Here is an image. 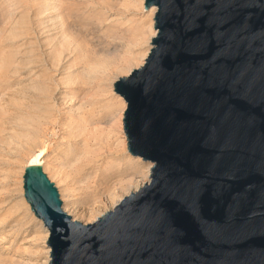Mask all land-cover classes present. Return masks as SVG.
Listing matches in <instances>:
<instances>
[{"label": "water", "instance_id": "water-1", "mask_svg": "<svg viewBox=\"0 0 264 264\" xmlns=\"http://www.w3.org/2000/svg\"><path fill=\"white\" fill-rule=\"evenodd\" d=\"M152 7V49L114 87L128 104V151L152 164L151 181L85 225L41 167L27 168L49 264H148L160 237L176 253L166 264H264V0Z\"/></svg>", "mask_w": 264, "mask_h": 264}, {"label": "rangeland", "instance_id": "rangeland-1", "mask_svg": "<svg viewBox=\"0 0 264 264\" xmlns=\"http://www.w3.org/2000/svg\"><path fill=\"white\" fill-rule=\"evenodd\" d=\"M16 1V2H15ZM0 0V37L2 38V40L0 39V44H2L0 47V53L2 52V51H4V49H5V52H2V55H3V53H4V55H6V57H5V62H7L8 64L7 65H9L10 64V66H8L9 67V69H7L8 70V72H7V74H6V76H4L5 78H7V80H9V81H7V83H3L2 84V82H1V84H0V87L2 88H0V145L2 146V148H0V218H2V220L0 219V223H2V225L0 224V244L1 243H3V244H1L0 245V251H2L3 250V247L5 246H7L6 248H8V250L3 254V257H6L7 256V258H9V257H11L12 259L14 258V260L13 261H18L17 262V264H42L45 260H46V257L48 256L46 253H47V241L46 242H44V240L42 239L43 237H44V232H42V231H38L37 229H36V225H37V222L33 219L34 218V216L33 215H31V212L29 211V213H27V210L24 208V207H22V208H20L19 206V204H21V198H22V196H21V194H22V188H23V176H24V171H25V167H26V165H27V163H28V160H26V159H29L28 157H30L33 153H31V155L30 154H28V152L30 153V152H38L41 148H42V144L44 143L45 145H46V148H47V152H46V157H44V159H43V167H42V169H43V171H44V173L46 174V176L48 177V179H49V181L52 183V184H54V186H55V188L57 189V191H58V193H59V196H60V199H61V202H62V194H61V192H65V194H66V196L68 197V199H76V201H75V203H79V206L81 207V209H82V211H84L83 212V216L82 217H77V215H75L74 216V214L71 216L72 217V219L74 220V219H76V218H78L77 220H79L80 219V223H82V224H85V223H87L88 221H89V215H88V209L90 208V206L92 205V201H91V199H94L95 197L93 196L92 198H91V196L90 195H88L87 193H85L84 191H80V190H78V189H81V187L82 186H80V188L78 187V185H76V186H71V187H68L67 188V183H64L63 181H62V171H63V168H62V166L64 165V163H65V159L67 158V152L65 153L64 151H67V148H68V145H69V136H68V132L67 131H69V126L71 125L70 124V118H75L78 114H79V112H77V110L80 108L79 106H80V104L83 102L85 105V107H86V109H85V107L83 108L84 109V112H85V114L84 115H81L82 117H80L79 119H80V124L82 123L85 127H88L90 130H91V128L92 127H98L97 129H96V137L97 138H99V140H103L104 139V137H106L107 136V134L109 133L110 134V137L113 139V141H117L116 143H119V142H121V140H122V138L123 137H125V134H124V132L123 131H121V129H120V127H119V119L120 118H118V115L117 114H119V111L120 110H118V109H121V108H123V107H125V110H124V115L122 116V123H123V128H124V118H125V113H126V110H127V107H128V104L127 103H125L126 101L124 100V98L123 97H121L119 94H117L116 93V91H115V83H114V85L113 86H109L108 85V87H107V85L104 87H102V88H98V87H96V86H98V84L97 83H95V84H97L96 86H95V84H93V85H90V87L89 86H87V89L86 88H84V87H86V86H84V85H82L81 87L79 86L80 84H78L77 85V87H76V85L74 86V87H76V88H74L73 86H72V88L71 89H67V88H65L66 86H67V84H62V82L64 81L65 82V80L67 81V80H69V79H71V78H73L74 77V75L72 74L71 75V73H72V71H70V70H68L67 72L64 70V69H61V70H56V69H49V71H51L50 73H51V79L53 80H49V82H47V94L45 93V94H41V93H37V95H36V93H34L35 91H31V92H29L28 90H26V88L28 87V86H30V84L32 83V79H34V78H32V75H30L29 74V72L26 70V68H23L22 67V64H23V62L22 61H25V62H27V61H30L31 59H34L35 60V58L37 57V55H38V52H39V54L42 52H44L47 48L46 47H44V45L42 44L43 43V39L45 38V35H46V37H48V35L49 36H52V34H55L56 32H58L57 30L54 32V28L53 27H50V26H52L53 25V22L52 21H48V19H49V17L51 16L50 14H47V15H40V16H36L39 12H40V10L42 9V7L43 6H41V5H45V1L46 0H31V1H29V0H19L18 2H17V0ZM33 1V2H32ZM35 1V2H34ZM81 1V2H80ZM79 2H80V4L81 5H79L76 9H79L80 7V10H81V12H80V14H79V17L81 18H79V23H80V25L82 24L81 22H83V21H85L86 20V18H88L81 26H84V28L83 29H87V31H86V36H84V35H81V36H79L80 34H73L74 36V38L76 37V38H78V40L81 38L82 40H83V42H82V40H81V42H82V48L86 51V50H88V51H84L85 52V55H86V59H85V61H86V64L87 63H89L90 62V64H98V63H100V62H102V61H104V60H106V58L107 59H109L110 57L107 55V54H105L104 53V50L105 51H107L108 49H110V47L111 48H113V47H115V46H118V45H120V47L118 48L119 50H121L122 49V47L124 46V45H126L127 43H132V44H137L138 46H135L133 49H132V51H134V54L135 55H137V53L139 54L138 56H140L141 54H143V52L145 53L148 49H149V46H151V44H152V42H150L149 44H145V42H140V36H142V38H144V40L143 41H145V39L146 38H148V36H149V31H148V29H146L145 31H144V28H145V26H146V28L147 27H149V24L151 25V21H153V18H150L149 17V13H147V11H145L144 10V12H142V11H139L137 8H138V6H137V3H136V1L137 0H114V3L115 4H113L112 2H113V0H107V1H109V3H110V7L112 8L111 10H107L108 12H106V10H105V12H106V14L108 13V15L106 16V14H105V16H106V19H107V22H109V23H107L106 21H104V17L105 16H103V17H99V15L97 14V13H99V11H97V10H101V9H99V7L101 6V5H99V2L101 3L102 1L101 0H80ZM86 1H88V2H86ZM91 1V2H90ZM93 1V2H92ZM99 1V2H98ZM112 1V2H111ZM120 1V2H119ZM126 1H127V3H126ZM22 2H27L28 4H29V2L30 3H33L32 5H33V7H31L32 5L31 4H21L20 6H18V5H16L17 3L18 4H20V3H22ZM39 2V3H38ZM42 2V3H41ZM52 2H55V0L54 1H52ZM91 3V5H87L88 3ZM95 2V3H94ZM123 2V3H122ZM15 3V4H14ZM44 3V4H43ZM85 3H87V4H85ZM122 3V4H121ZM37 4H39V5H36ZM41 4V5H40ZM95 4H98V5H95ZM125 5L129 10H128V12L126 13V11L125 10H123L122 8H123V6L122 7H120V5ZM26 7H25V6ZM29 7H28V6ZM93 5H95V6H93ZM117 5V6H116ZM118 5H119V7H120V9L119 8H117L118 7ZM14 6L16 7V6H18V7H16V9L14 8ZM21 6H24V9L21 7ZM36 6V7H35ZM54 6H57V5H55L54 4ZM94 8H93V7ZM96 6H97V8L98 9H96ZM144 6V5H143ZM65 7V8H64ZM84 7V8H83ZM92 9H91V8ZM18 8V9H17ZM22 8V9H21ZM29 10H27V9ZM31 8V9H30ZM37 8H38V10H37ZM67 8V10L70 8L69 6H68V3H66V5L64 4L63 6H62V9L64 10V12H63V14H66V11L67 10H65ZM27 10V13L26 12H24V11H26ZM85 9V10H84ZM87 9V10H86ZM88 9H90V10H88ZM96 9V12L94 11ZM79 10V11H80ZM102 10H104V9H102ZM148 10V9H147ZM31 11V12H30ZM69 11V10H68ZM91 11V12H90ZM95 12V14H93L94 12ZM115 11V12H114ZM118 11V12H117ZM129 11H131V12H129ZM137 11H139V12H137ZM20 12H24V14H22V16H25V15H27L28 13V16L29 17H31L30 19H31V21H37V22H31L32 24H31V26H30V31L32 32L33 31V34L34 35H37V34H39V35H37L36 37H39L40 39H38V38H36L37 39V41L34 39V38H31V37H33V35L30 33L27 37H23V38H16L17 39V41L15 40V39H13V41L12 42H10L11 40H9V38H3L4 36H6V37H8V36H10L11 35V33H13L14 31L16 32L17 30L19 31V25L17 24V22L20 20V18L22 17L21 15H20V18H18L17 19V17L19 16V14H20ZM84 12V13H83ZM88 12H90V14H88ZM111 12V13H110ZM113 12V13H112ZM137 12V13H136ZM146 12V13H145ZM7 13H9V14H7ZM12 13V14H11ZM32 13V14H31ZM48 13H50V12H48ZM70 12H68L67 14H69ZM92 13V14H91ZM122 13H123V16H122ZM125 13V14H124ZM132 13V14H131ZM136 13V14H135ZM35 14V15H34ZM66 14V15H67ZM83 15V17H81L82 15ZM118 14H119V16H118ZM8 15H10V16H12V17H10V16H8ZM36 16V17H33V16ZM98 16V18H97V16L96 17H93V16ZM27 16V17H28ZM43 16H45V17H48V18H45V20H44V22H46V23H44V24H42L41 25V23H38V22H41L40 20L43 18ZM90 16V17H89ZM126 16V17H125ZM131 16V17H130ZM40 19H39V18ZM42 17V18H41ZM84 17H86V18H84ZM93 17V18H92ZM109 17V18H108ZM113 17H115V18H113ZM120 17V18H119ZM124 18V20H123V18ZM134 17H135V19H134ZM33 18V19H32ZM38 18V19H37ZM91 18V19H90ZM97 18V19H96ZM103 18V19H102ZM112 18V19H111ZM119 18V19H118ZM127 18V19H126ZM129 18V19H128ZM18 20L16 23H15V21L16 20ZM36 19V20H35ZM98 19H101V20H98ZM115 19V21H113ZM47 20V21H46ZM83 20V21H82ZM94 20V21H93ZM112 22H111V21ZM127 20V21H126ZM129 20V21H128ZM98 21H100V22H98ZM11 22V23H10ZM90 22V23H89ZM98 22V23H97ZM111 22V23H110ZM114 22V23H113ZM118 22V23H117ZM122 23V25H121V23ZM125 22H126V24H125ZM128 22V23H127ZM36 25H35V24ZM48 23H50V24H48ZM86 23H89V24H86ZM92 23V24H91ZM113 23V24H112ZM13 27V25H14V27L13 28H10L11 26ZM38 24H40V25H38ZM47 25V26H46ZM93 25V26H92ZM105 25V26H104ZM123 26L122 28H121V26ZM153 25H154V23H153ZM17 26V27H16ZM34 26V27H33ZM35 26H37V27H35ZM42 26H46L47 28H49V29H47L46 27H44V30L45 31H47V32H42V31H44L43 30V27ZM107 26V27H106ZM120 26V27H119ZM144 26V27H143ZM16 27V28H15ZM40 27V28H39ZM42 27V28H41ZM88 27V28H87ZM91 27V28H90ZM99 27V28H98ZM104 27V28H103ZM106 27V28H105ZM137 28V29H135V28ZM140 27V28H139ZM15 28V29H14ZM18 28V29H17ZM37 28H39L40 30H38ZM102 28V29H101ZM107 28H109L108 30H107ZM9 29H12V31L11 30H9ZM14 29V30H13ZM36 29V30H35ZM47 29V30H46ZM99 29V30H98ZM51 30V31H50ZM104 30V31H103ZM107 30V32H105ZM110 30H112V31H110ZM119 30V31H118ZM3 31V32H2ZM8 31V32H7ZM100 31V32H99ZM108 31H110V32H108ZM115 31V32H114ZM130 31V32H129ZM136 31V32H135ZM14 32V33H15ZM39 32H41V33H39ZM51 32H54V33H51ZM96 32V33H95ZM131 32H132V35H131ZM134 32V33H133ZM148 33V35L146 34V33ZM6 33H9L10 35H8V34H6ZM16 33H18V32H16ZM44 33H46V34H44ZM50 33H51V35H50ZM104 33V34H103ZM113 33V34H112ZM120 33V34H119ZM146 35H145V34ZM2 34V35H1ZM41 34V35H40ZM43 34V35H42ZM99 34H102V36L101 35H99ZM116 34V35H115ZM134 34H138V39H136L137 37H136V35H134ZM8 35V36H7ZM78 35V36H77ZM97 35V36H96ZM117 35H119V36H117ZM93 36V37H92ZM94 36H96V37H94ZM116 36V37H115ZM123 36V37H122ZM131 36H132V38H131ZM145 36V37H144ZM28 37H30L31 38V40H29L30 38H28ZM87 37V38H86ZM91 37V38H90ZM119 37V38H118ZM130 37V38H129ZM136 37V38H135ZM28 38V39H27ZM43 38V39H42ZM85 38V39H84ZM110 38V39H109ZM126 38V39H125ZM5 39H7V40H5ZM19 39V40H18ZM21 39V40H20ZM87 39V40H86ZM93 39V40H92ZM131 39V40H130ZM9 40V41H8ZM14 40L16 41V42H14ZM34 40H35V42H34ZM42 40V41H41ZM79 40V41H80ZM121 40V41H120ZM138 41V43H137V41ZM1 41H2V43H1ZM8 41V43H4V42H7ZM20 41V42H19ZM22 41V42H21ZM23 41H25V42H23ZM28 41V42H27ZM95 41V42H94ZM101 41V42H100ZM109 41H110V44H109ZM31 42H33V43H31ZM85 42V43H84ZM116 42V43H115ZM120 42H121V44H120ZM3 43L5 44V46L3 45ZM13 45V47H12V45ZM21 43V44H20ZM27 43V44H26ZM35 43V44H34ZM88 43V44H87ZM90 43V44H89ZM27 45V48H31L32 46H33V44L35 45V47L36 46H38V48L36 49L35 47H32V49L33 50H35L36 49V51H33V50H29V49H27V48H25V47H23V45ZM32 44V45H31ZM39 44V45H38ZM41 44H42V46H41ZM86 44V45H85ZM92 44V45H91ZM96 44V45H95ZM115 44H118V45H115ZM9 45H10V47H9ZM18 45V46H17ZM24 45V46H25ZM88 45H89V47H88ZM92 47H91V46ZM110 45V46H109ZM8 47L9 49L11 48V50H9V51H7V49L8 48H4L3 49V47ZM31 46V47H30ZM122 46V47H121ZM85 47H87V48H85ZM13 48H15L14 50H13ZM18 48V49H17ZM24 48H25V50H24ZM44 50H43V49ZM92 48V49H91ZM105 48V49H104ZM40 49V50H39ZM152 49V48H151ZM13 50V51H12ZM21 51V52H19V51ZM37 50H38V52H37ZM17 53H16V52ZM24 51H25V53H27V56L28 57H26L25 55H24V57L26 58H24V57H22L23 56V54H25L24 53ZM28 51V52H27ZM30 51L32 52L31 53V55L33 54V52H34V54L30 57V55H29V53H30ZM109 51V50H108ZM122 51V50H121ZM9 52V53H8ZM12 52V53H11ZM6 53V54H5ZM13 53H15V54H18L19 55V57L21 56L22 57V60H21V57L20 58H18V55H16L15 56V54H14V56H13ZM8 54V55H7ZM22 54V55H21ZM36 54V56H34ZM101 55H102V57H101ZM8 56V57H7ZM0 57H1V55H0ZM11 57H14V58H11ZM15 57H17V58H15ZM35 57V58H34ZM97 57V58H96ZM27 58H30V59H27ZM2 59V58H1ZM18 59V60H17ZM20 59V60H19ZM25 59V60H24ZM37 59V58H36ZM88 59V60H87ZM33 60V61H34ZM10 61V62H9ZM15 63V64H14ZM17 63H20V64H17ZM13 64V65H12ZM13 66H17L18 67V69H17V67H13ZM85 66V65H84ZM13 67V68H12ZM37 67V66H36ZM17 69V72L19 73V71H20V73L18 74V73H15V74H17V76H19V79H18V77L17 76H14L15 74H14V72H12V70L14 69V70H16ZM37 69V68H36ZM40 69L41 68H38L37 69V72L38 71H40ZM133 69L135 70V69H138V68H136L135 66L133 67ZM56 72V74H55V72ZM62 73H61V72ZM63 71H64V74H63ZM36 72V73H37ZM65 72H66V74H65ZM70 74H69V73ZM54 73V74H53ZM10 74L12 75V76H14V77H11L10 76ZM24 74H25V77H24ZM54 75V76H53ZM68 75V76H67ZM71 75V76H70ZM8 76V77H7ZM27 76V77H26ZM52 76H53V78H52ZM63 76V77H62ZM73 76V77H72ZM113 77L112 78H115V75H112ZM10 77V78H9ZM71 77V78H70ZM123 77H126V75L125 74H122V75H119V79L120 78H123ZM9 78V79H8ZM22 78V79H21ZM25 78H26V81H25ZM59 78H61V80L59 79ZM69 78V79H68ZM12 79V80H11ZM13 79H14V81H13ZM59 79V80H58ZM65 79V80H64ZM19 80V81H18ZM17 81V82H16ZM8 82H9V84H8ZM23 82H24V84H23ZM55 82V83H54ZM13 83V84H12ZM22 83V84H21ZM28 83V86L27 85H25V84H27ZM50 83V84H49ZM54 83V84H53ZM56 84V85H55ZM3 85V86H2ZM5 85H6V87H5ZM51 85V86H50ZM54 85H55V87H58V88H54ZM62 85V86H61ZM71 86V85H70ZM12 87V88H11ZM26 87V88H25ZM69 87V86H68ZM91 87H93V90H94V92H93V90L91 89ZM95 87V88H94ZM109 87H111V88H109ZM9 88V89H8ZM16 90H15V89ZM20 88H22V89H20ZM48 88H49V91H48ZM50 88H52L53 90L51 91V89ZM84 88V89H83ZM89 88V89H88ZM98 88V89H97ZM104 88V89H103ZM15 91H13V90ZM19 89V90H18ZM54 89H56V91L54 90ZM61 89V90H60ZM76 89V90H75ZM80 89V90H79ZM107 89H108V91H107ZM111 89V90H110ZM4 90H5V92H4ZM27 91V93H26V91ZM72 90H74V92L72 91ZM87 90H89V91H87ZM92 90V91H91ZM18 91V92H17ZM68 91V92H67ZM84 91V92H83ZM97 91V92H96ZM104 93H103V92ZM25 92V93H24ZM28 92L30 93V94H28ZM33 92V93H32ZM53 92H56V93H53ZM81 92V93H80ZM109 94H108V93ZM3 93H5V94H3ZM15 93H18V95L20 94V93H22V94H20L19 96H17V94H15ZM50 93V94H49ZM61 95H60V94ZM72 93H74V96L72 95ZM78 93H80V94H78ZM99 93V94H98ZM110 93H112V94H110ZM3 94V95H2ZM28 94V96H26ZM32 94V95H31ZM49 94V95H48ZM53 94V95H52ZM58 95V96H56V95ZM82 94H84V96L82 95ZM88 94V95H87ZM94 94V95H93ZM13 95H15V96H13ZM24 95V96H23ZM42 95V96H41ZM44 95V96H43ZM64 95V96H63ZM79 95H81V96H79ZM90 95H92L91 97H90ZM17 96V97H16ZM34 97V99L35 100H33V97ZM40 97V98H38V97ZM52 96V97H51ZM54 96V97H53ZM61 96V97H60ZM68 98H67V97ZM87 96V97H86ZM98 96V97H97ZM21 97H23V98H21ZM32 97V98H31ZM36 97V98H35ZM43 97V98H42ZM49 97V98H48ZM71 97V98H70ZM78 97V98H77ZM90 97V98H89ZM16 98V99H15ZM21 98V99H20ZM28 98V99H27ZM76 98V99H75ZM99 98V99H98ZM101 98V99H100ZM17 99H19V101L17 100ZM27 100V102H25V101H23V100ZM36 99H38V100H36ZM46 99V100H45ZM47 99H49V101L47 100ZM60 99V100H59ZM63 99H64V101H63ZM73 99V100H72ZM91 99V100H90ZM96 99V100H95ZM13 100V101H12ZM22 100V101H21ZM44 100V101H43ZM51 100V101H50ZM69 100V101H68ZM86 101V102H85ZM92 101H93V103H92ZM96 101V103L98 104H96V103H94ZM23 102V103H22ZM30 102V103H29ZM44 104H43V103ZM14 103H17V104H14ZM25 103V104H24ZM33 103H34V105H33ZM40 103V105H44V106H47V110L50 112V113H48V115H50V116H44L43 114H41L37 109H36V112L34 111L35 110V108H33V107H36L38 104ZM47 103H49V104H47ZM53 103V104H52ZM101 103V104H100ZM37 104V105H36ZM46 104V105H45ZM55 104V105H54ZM69 104V105H68ZM76 104V105H75ZM96 104V105H95ZM15 105V106H14ZM36 105V106H35ZM64 105V106H63ZM74 107H73V106ZM90 105V106H89ZM99 105H101L100 107H101V109H99ZM19 106V107H18ZM29 106H31V107H29ZM56 106H58V107H56ZM88 106V107H87ZM93 106V107H92ZM5 107V108H4ZM67 107V108H66ZM78 107V108H77ZM89 107H90V109L92 108V110H90L89 109ZM4 108V110H2ZM7 108V109H6ZM53 108V109H52ZM60 110H59V109ZM63 108V109H62ZM95 108V109H94ZM19 109V110H18ZM25 111H24V110ZM34 109V110H33ZM72 111H71V110ZM76 109V110H75ZM89 109V111L91 112H89L88 114L86 113V111ZM93 109H94V111H93ZM98 109V110H97ZM16 110L17 111H21L19 114H17L16 113ZM96 110V111H95ZM15 111V112H14ZM51 111H53V113L51 112ZM92 111H93V113H92ZM99 111V112H98ZM32 112H34L33 114H32ZM59 112V113H58ZM72 112V113H71ZM75 112V113H74ZM121 112V111H120ZM5 113V114H4ZM9 115V117H8V115ZM17 115H16V114ZM30 113V114H29ZM68 113H70V114H68ZM110 114V116H109V114ZM38 114V115H37ZM41 114V115H40ZM52 114L54 115V116H52ZM56 114V115H55ZM87 114V115H86ZM5 115H7V117H5ZM25 115H26V117H25ZM39 115L40 116H42V119L38 122V124L37 125H33V126H31L30 125V123L28 122V116H30V117H33V118H37V117H39ZM70 115V116H69ZM89 115V116H88ZM90 115H92V116H90ZM4 116V117H3ZM13 116V117H12ZM15 116V117H14ZM20 116V117H19ZM22 116V117H21ZM24 116V117H23ZM88 116V117H87ZM96 116V117H95ZM55 119H54V118ZM67 117V118H66ZM93 120H95L94 119V117L96 118V120L95 121H92V119ZM112 117V118H111ZM2 118V119H1ZM15 118V119H14ZM19 120V118L21 119V122H20V120L18 121L17 119ZM25 118V119H24ZM44 118V119H43ZM46 118H47V120H46ZM63 118V119H62ZM69 118V119H68ZM85 118V119H84ZM4 119V120H3ZM13 119V120H12ZM85 120V121H87V122H83V120ZM99 121H98V120ZM3 120V121H2ZM43 120V121H42ZM50 120H51V122H50ZM55 120V121H54ZM63 120V121H62ZM89 120V121H88ZM18 121V122H17ZM90 121H91V123H90ZM115 121V122H114ZM117 121V122H116ZM4 122V123H3ZM13 122V123H12ZM17 122V123H16ZM25 122H27V123H25ZM89 122V123H88ZM95 123V124H92V123ZM100 122H101V124H100ZM20 123V124H19ZM24 123V124H23ZM89 125H88V124ZM3 124V125H2ZM14 124H16V125H14ZM25 124H27L26 126H28V127H24L25 126ZM70 124V125H69ZM91 124V125H90ZM111 124V125H110ZM2 125V126H1ZM22 125H24V126H22ZM64 125V126H63ZM68 125V126H67ZM47 126H48V128H49V130H47ZM63 126V127H62ZM67 126V127H66ZM5 127V128H4ZM16 127V128H15ZM19 129H18V128ZM21 127V128H20ZM34 127V128H33ZM14 128V129H13ZM55 128V129H54ZM64 128V129H63ZM66 128V129H65ZM2 129H4V130H2ZM26 129H29V130H26ZM37 131H36V130ZM39 129H41V130H39ZM101 129V130H100ZM109 129V130H108ZM2 130V131H1ZM18 130H20V131H18ZM23 130H26V132L25 131H23ZM61 132H59V131ZM112 130V131H111ZM11 131H13V132H11ZM25 132V133H21V132ZM28 131V132H27ZM53 131V132H52ZM98 131H99V133H98ZM17 132V133H16ZM20 132V133H19ZM56 134H58V135H56ZM29 134V135H28ZM34 134V135H33ZM43 134V135H42ZM51 134V135H50ZM53 134V135H52ZM121 136H120V135ZM2 135H3V137H2ZM22 137H21V136ZM30 135H31V137H30ZM38 136L39 137V141L38 142H36V143H32V140H31V138L33 137V136ZM42 135V136H41ZM62 135V136H61ZM115 135V136H114ZM9 136V137H8ZM14 136V137H13ZM27 136V137H26ZM44 136H46V137H44ZM65 136V137H64ZM8 137V138H7ZM16 137V138H15ZM49 137V138H48ZM56 137H58V138H56ZM55 138V139H54ZM62 138V139H61ZM66 138V139H65ZM2 139H4V140H2ZM12 139V140H11ZM28 139V140H27ZM44 139V140H43ZM52 139V140H51ZM116 139V140H115ZM2 140V141H1ZM6 140V141H5ZM11 140V141H10ZM46 140V141H45ZM49 140V141H48ZM56 140V141H55ZM61 140V141H60ZM63 140V141H62ZM118 140H119V142H118ZM14 141V142H13ZM29 141V142H28ZM44 141V142H43ZM49 142V143H46V142ZM66 141H68V143L66 142ZM125 141H126V139H125ZM8 142V143H7ZM16 142V143H15ZM62 144H61V143ZM31 143H32V145H31ZM50 143H51V145H50ZM28 146V148L29 149H27V146ZM34 144V145H33ZM37 144H38V146H37ZM68 144V145H67ZM120 144V143H119ZM118 144V145H119ZM14 145V146H13ZM18 147H17V146ZM23 145H24V147H23ZM35 145H36V147H35ZM0 146V147H1ZM9 146V147H8ZM16 146V147H15ZM20 146L23 148H20ZM54 146V147H53ZM63 146V147H62ZM34 147H35V149H34ZM56 147V148H55ZM61 147V148H60ZM9 148H10V150H9ZM38 148V149H37ZM60 148V149H59ZM4 149V150H3ZM14 149H15V151H14ZM20 151H19V150ZM11 150H12V152H14V153H12L11 152ZM25 150H27V153H26V151ZM33 150V151H32ZM38 150V151H37ZM50 150H53V151H50ZM11 153H10V152ZM17 151V152H16ZM23 151H25V152H23ZM63 151V152H62ZM34 152V153H35ZM56 152V153H55ZM61 152V153H60ZM18 153V154H17ZM54 153V154H53ZM64 153V154H63ZM53 154V155H52ZM63 154V155H62ZM121 154H123V153H121L120 152V155ZM23 155V156H22ZM55 156V158H56V156H58V158H53ZM24 157V158H23ZM48 157V158H47ZM60 157H62V158H60ZM51 159V160H50ZM63 161H62V160ZM19 160V161H18ZM54 160V161H53ZM56 160H58V162H55ZM26 161V162H25ZM46 161H48V162H45ZM52 161V162H51ZM23 163V164H22ZM25 163V164H24ZM46 165H47V167H46ZM59 166V167H58ZM51 167V168H50ZM49 168V169H48ZM61 168V169H60ZM147 168H148V166L146 165V168H144V169H142L143 171H141L140 172V174H144V176H142V178H140V180H145V181H148L150 178H151V173H148L146 170H147ZM24 169V170H23ZM50 170V171H49ZM62 170V171H61ZM56 171V172H55ZM61 171V172H60ZM54 172V173H53ZM144 172V173H143ZM21 173V174H20ZM23 173V174H22ZM53 173V175H51ZM56 174H60V175H56ZM52 176V177H51ZM56 176H58V178H56ZM60 176H61V178H60ZM102 176V174L100 173L97 177H98V181H100L102 178H103V176ZM146 179H145V178ZM101 178V179H100ZM59 180V181H58ZM139 179H138V181H140ZM150 181H151V179H150ZM62 183V184H61ZM22 184V185H21ZM65 184V185H64ZM113 184V183H112ZM21 185V186H20ZM67 185V186H66ZM64 187V188H63ZM76 187H78V188H76ZM22 190H21V189ZM71 188H73V190L71 189ZM63 190V191H62ZM65 190H67V191H74V192H67V191H65ZM61 191V192H60ZM101 191V192H100ZM99 192H100V194H99ZM105 192H106V190H104V192H103V189H99L98 190V193L96 192V194L95 195H97L98 194V196L96 197L97 199H101L102 200V203H101V207L102 208H99L97 211H96V214H98V215H104L105 213V210L107 209V207H108V204L106 203V195H107V192H106V194H105ZM103 193V194H102ZM83 194V195H82ZM76 195V196H75ZM100 195V196H99ZM72 196V197H71ZM75 196V197H74ZM100 197V198H99ZM18 200H19V202H18ZM78 200V201H77ZM62 205H64L63 203H62ZM11 206V209H8L9 207ZM17 206V207H16ZM70 206V207H69ZM20 208V209H19ZM91 208H92V206H91ZM105 208V209H104ZM62 209H63V206H62ZM69 213L71 212V214H72V211H69V210H71V203L69 202V204H67V207L65 208ZM4 210V211H3ZM7 210H10V211H8L7 212ZM11 210H13V211H11ZM19 210V211H18ZM25 210H26V213H25ZM19 213H18V212ZM8 214V215H6L5 216V214L6 213ZM24 212V213H23ZM1 213H2V215H1ZM3 213H4V215H3ZM11 213H13V215L14 216H12L11 215ZM16 214V215H15ZM22 214V215H21ZM26 214V215H25ZM102 215L100 216V217H102ZM3 216H4V218H3ZM7 216H8V218H7ZM19 216V217H18ZM11 217V218H10ZM10 218V219H9ZM7 219V220H6ZM19 220L21 221V223L19 222ZM88 220V221H87ZM16 223H17V225L19 226L20 224V226L17 228V225H16ZM6 225V226H5ZM8 225H10V226H8ZM13 225V226H12ZM24 226V227H23ZM6 228V229H5ZM11 228V229H10ZM25 228H27V229H25ZM6 230V231H5ZM8 231H11V236H9V237H6V240L5 239H3L4 237H5V235H6V233L8 232ZM12 231H14V232H12ZM38 232V233H37ZM41 232V233H40ZM40 234H42V235H40ZM2 236H4V237H2ZM1 237H2V239L3 240H1ZM24 239V240H23ZM29 240V241H28ZM1 241H3V242H1ZM2 245H4V246H2ZM14 249H15V251H14ZM20 249V250H19ZM17 250V251H16ZM20 252V253H19ZM46 252V253H45ZM50 252H51V250H50ZM1 253V252H0ZM50 255V254H49ZM16 258V259H15ZM23 258V259H22ZM20 260V261H19ZM23 261V262H22ZM31 261V262H30Z\"/></svg>", "mask_w": 264, "mask_h": 264}, {"label": "bare ground", "instance_id": "bare-ground-1", "mask_svg": "<svg viewBox=\"0 0 264 264\" xmlns=\"http://www.w3.org/2000/svg\"><path fill=\"white\" fill-rule=\"evenodd\" d=\"M15 1V0H14ZM19 0H17V2H18ZM21 1V0H20ZM29 1H31V0H29ZM37 1V0H36ZM39 1V0H38ZM44 1V0H43ZM52 1H54V0H46L45 2V5H41V6H43L42 7V9L40 10V12L36 15V16H40V15H47V14H50L51 16L49 17V19H48V21H52L53 22V25L52 26H50V27H53L54 29V32L57 30L58 32H56L55 34H52V36H49L48 35V37H46V33H44V34H46L45 35V38L43 39V45H44V47H46L47 49L42 53H40L39 54V52H38V50H37V52H38V55H37V59L35 58V60L34 59H31L30 61H27V62H25V61H22L23 62V64H22V67L23 68H26V70L29 72V74L30 75H32V78H34V79H32V83L30 84V86H28V83L27 84H25V85H27L28 87L26 88V90H28L29 92H31V91H35L34 93H36V95H37V93L39 94V93H41V94H45L47 91V82H49V80L51 81L52 79H51V71H49V69L51 70V69H56V70H61V69H64L66 72L68 71V70H70V71H72V73H71V75L73 74L74 75V77L73 78H71V79H69V80H65V82L63 81L62 82V84H67V86L65 87V88H67V89H71L72 88V86L74 87L75 85H76V87H77V85L78 84H80L79 86L81 87L82 85H84V86H86V87H84V88H86L87 89V86H89L90 87V85H93V84H95V83H97L98 84V86H96L97 84H95V86L96 87H98V88H102L103 86L105 87L106 85H107V87H108V85L109 86H113L114 85V83L116 84V82L118 81V79H119V75H122V74H125L126 76H128L134 69H133V67L135 66L136 68H140L144 63H145V60H146V58H147V56H148V54L150 53V50H151V48H152V45L151 46H149V49L144 53L143 52V54H141L140 56H138L139 54L137 53V55H135L134 54V51H132V49L135 47V46H138L137 44L135 45V44H132V43H127L126 45H124L123 47H122V51L121 50H119L118 48L120 47V45H118V44H115V45H118V46H115V47H113V48H111L110 47V49H108L107 51H105L104 50V53L105 54H107L110 58L109 59H107L106 58V60H104V61H102V62H100V63H98V64H90V62L89 63H87L86 64V61H85V59H86V55H85V52L86 51H88V50H84L83 48H82V42H83V40H82V42H81V40L79 41L78 40V38H74L73 36V34H80L79 36H81V35H84V36H86V31H87V29H83L84 28V26H81L88 18H86V17H84V18H86V20L85 21H83V22H81L82 24L80 25V23L78 22L79 21V14H80V12H81V10H80V8L79 9H76L79 5H81L80 4V0H55V2H52ZM80 1V2H79ZM102 2L100 3L99 1V5H101L100 7H99V9H101V10H97V11H99V13H97L98 15H99V17L101 18V17H103V16H105V14H106V12H108L107 10H111L112 8L110 7L111 5H110V3H109V1H107V0H101ZM116 1V0H115ZM123 1V0H122ZM16 2V1H15ZM33 2V1H32ZM35 2V1H34ZM86 2H88V1H86ZM91 2V1H90ZM85 3V4H87V5H91V3ZM93 2V1H92ZM112 2V1H111ZM120 2V1H119ZM19 3V2H18ZM16 4V5H18V6H20L21 4H28L27 2H22V3H20V4ZM39 3V2H38ZM42 3V2H41ZM66 3H68V6L70 7L68 10H67V8L65 9V10H67L66 11V14L68 13V12H70L69 14H63V12H64V10L62 9V6L65 4L66 5ZM95 3V2H94ZM113 4H115L114 3V0H113V2H112ZM123 3V2H122ZM121 3V4H122ZM126 3H127V1H126ZM136 3H137V6H138V10L139 11H142V12H144V10H145V0H137L136 1ZM15 4V3H14ZM29 4H33V3H30L29 2ZM28 4V5H29ZM44 4V3H43ZM54 4L55 5H57V6H54ZM27 5V6H28ZM34 5V4H33ZM33 5L31 6V7H33ZM36 5V4H35ZM37 5H39V4H37ZM36 5V6H37ZM95 5H98V4H95ZM95 5H93V6H95ZM98 5V6H99ZM120 5V4H119ZM119 5H118V7L117 8H119L120 9V7H122L123 5H120V7H119ZM144 5V6H143ZM18 6H16V7H18ZM25 6V5H24ZM24 6H21L23 9H24ZM35 6V7H36ZM92 6V7H93ZM117 6V5H116ZM16 7L14 6V8L16 9ZM26 7V6H25ZM29 7V6H28ZM21 8V9H22ZM65 8V7H64ZM84 8V7H83ZM91 8V7H90ZM94 8V7H93ZM18 9V8H17ZM27 9V8H26ZM25 9V10H26ZM31 9V8H30ZM92 9V8H91ZM96 9H98L97 8V6H96ZM96 9L94 10L95 12H96ZM102 9H104V10H102ZM123 10H125L126 11V13L128 12V8L124 5L123 6V8H122ZM28 10V9H27ZM27 10L26 11H24V12H26L27 13ZM37 10H38V8H37ZM80 10V11H79ZM85 10V9H84ZM87 10V9H86ZM88 10H90V9H88ZM105 10H106V12H105ZM156 8L155 7H152V8H150V9H148L147 10V13H149V17L150 18H153V21H151L150 23H151V25L149 24V27H147L146 28V26H145V28H144V31L146 30V29H148V33H149V36H148V38H146L145 39V41H143L144 40V38H142V36H140L141 38H140V42H145V44H149L150 42H152V39L156 36V34H157V32H156V30L154 29V25H153V23H154V17H155V14H156ZM29 11V10H28ZM93 11V12H94ZM112 11V10H111ZM139 11H137V12H139ZM24 12L22 13V12H20V14H19V16L17 17V19L18 18H20V15L22 16V14H24ZM31 12V11H30ZM48 12H50V13H48ZM91 12V11H90ZM90 12H88V14H90ZM95 12L93 13V14H95ZM115 12V11H114ZM118 12V11H117ZM129 12H131V11H129ZM136 12V13H137ZM84 13V12H83ZM111 13V12H110ZM113 13V12H112ZM135 13V14H136ZM146 13V12H145ZM7 14H9V13H7ZM12 14V13H11ZM29 14V13H28ZM28 14L27 15H25V16H22L21 18H20V20L18 21V20H16L15 21V23L17 22V24L20 26L19 27V31L17 30L16 32H18V33H16L15 31V33L13 32V33H11V35L9 34V33H6V34H8V35H10V36H8V37H6V36H4L3 38H9V40H11L10 42H12L13 41V39H15L16 41H17V39L16 38H25V37H27L30 33L33 35V37H31V38H34L36 41H37V39L36 38H38V39H40L39 37H36L37 35H39V34H37V35H34L33 34V31L31 32L30 31V26H31V22H33V21H31V17H29L28 16ZM32 14V13H31ZM92 14V13H91ZM125 14V13H124ZM132 14V13H131ZM35 15V14H34ZM82 15V14H81ZM84 15V14H83ZM83 15L81 16V17H83ZM108 15V13L106 14V16ZM110 15V14H109ZM108 15V16H109ZM8 16H10V15H8ZM13 16V15H12ZM12 16H10V17H12ZM28 16V17H27ZM33 16V15H32ZM36 16H33V17H36ZM93 16V15H92ZM97 16V15H96ZM96 16H93V17H96ZM106 16L104 17L105 19H104V21H106L107 22V19H106ZM118 16H119V14H118ZM122 16H123V13H122ZM90 17V16H89ZM92 17V18H93ZM126 17V16H125ZM124 17V18H125ZM131 17V16H130ZM39 18V17H38ZM37 18V19H38ZM42 18V17H41ZM45 18H48V17H45V16H43V18L40 20L41 22H38V23H41V25L42 24H44V23H46V22H44V20H45ZM97 18H98V16H97ZM96 18V19H97ZM109 18V17H108ZM113 18H115V17H113ZM120 18V17H119ZM118 18V19H119ZM123 18V17H122ZM124 18H123V20H124ZM33 19V18H32ZM40 19V18H39ZM81 19V18H80ZM91 19V18H90ZM103 19V18H102ZM112 19V18H111ZM127 19V18H126ZM129 19V18H128ZM134 19H135V17H134ZM36 20V19H35ZM98 20H101V19H98ZM136 20V19H135ZM47 21V20H46ZM94 21V20H93ZM111 21V20H110ZM113 21H115V19L113 20ZM125 21V20H124ZM127 21V20H126ZM129 21V20H128ZM34 22H37V21H34ZM98 22H100V21H98ZM97 22V23H98ZM112 22V21H111ZM110 22V23H111ZM116 22V21H115ZM11 23V22H10ZM90 23V22H89ZM89 23H86V24H89ZM107 23H109V22H107ZM114 23V22H113ZM112 23V24H113ZM118 23V22H117ZM121 23V22H120ZM128 23V22H127ZM35 24V23H34ZM48 24H50V23H48ZM92 24V23H91ZM125 24H126V22H125ZM10 25V24H9ZM36 25V24H35ZM38 25H40V24H38ZM40 25V26H41ZM51 25V24H50ZM84 25V24H83ZM121 25H122V23H121ZM120 25V26H121ZM127 25V24H126ZM11 26V25H10ZM47 26V25H46ZM46 26H42L43 27V30H44V27H46ZM93 26V25H92ZM105 26V25H104ZM119 26V27H120ZM13 27H14V25H13ZM12 26L10 27V28H13ZM17 27V26H16ZM15 27V28H16ZM34 27V26H33ZM35 27H37V26H35ZM41 27V28H42ZM107 27V26H106ZM105 27V28H106ZM123 26H121V28H122ZM144 27V26H143ZM14 28V29H15ZM40 28V27H39ZM39 28H37L38 30H40ZM47 28V27H46ZM88 28V27H87ZM91 28V27H90ZM99 28V27H98ZM104 28V27H103ZM135 28V27H134ZM140 28V27H139ZM13 29V30H14ZM18 29V28H17ZM47 29H49V28H47ZM46 29V30H47ZM102 29V28H101ZM109 28H107V30H108ZM135 29H137V28H135ZM9 30H11L12 31V29H9ZM36 30V29H35ZM99 30V29H98ZM107 30L105 31V32H107ZM48 31V30H47ZM47 31H42V32H47ZM51 31V30H50ZM104 31V30H103ZM110 31H112V30H110ZM110 31H108V32H110ZM119 31V30H118ZM3 32V31H2ZM8 32V31H7ZM49 32V31H48ZM54 32H51V33H54ZM100 32V31H99ZM113 32V31H112ZM115 32V31H114ZM130 32V31H129ZM136 32V31H135ZM39 33H41V32H39ZM51 33H50V35H51ZM96 33V32H95ZM134 33V32H133ZM146 33V32H145ZM144 33V34H145ZM148 33H146L147 35H148ZM75 34V35H76ZM104 34V33H103ZM113 34V33H112ZM120 34V33H119ZM145 34V35H146ZM2 35V34H1ZM41 35V34H40ZM43 35V34H42ZM99 35H101L102 36V34H99ZM116 35V34H115ZM131 35H132V32H131ZM134 35H136V34H134ZM30 36V35H29ZM78 36V35H77ZM97 36V35H96ZM96 36H94V37H96ZM117 36H119V35H117ZM138 36V34L136 35V37ZM36 37V38H35ZM93 37V36H92ZM116 37V36H115ZM123 37V36H122ZM135 37V38H136ZM139 37V36H138ZM138 37L136 38V39H138ZM145 37V36H144ZM23 38V39H24ZM28 38H30V37H28ZM27 38V39H28ZM31 38L29 39V40H31ZM87 38V37H86ZM91 38V37H90ZM119 38V37H118ZM130 38V37H129ZM131 38H132V36H131ZM0 39L2 40V38L0 37ZM85 39V38H84ZM110 39V38H109ZM126 39V38H125ZM5 40H7V39H5ZM8 40V41H9ZM14 40V42H16ZM19 40V39H18ZM21 40V39H20ZM35 40H34V42H35ZM87 40V39H86ZM93 40V39H92ZM131 40V39H130ZM8 41L7 42H4V43H8ZM42 41V40H41ZM121 41V40H120ZM137 41V40H136ZM20 42V41H19ZM22 42V41H21ZM23 42H25V41H23ZM28 42V41H27ZM95 42V41H94ZM101 42V41H100ZM1 43H2V41H1ZM3 43V45L5 46V44ZM31 43H33V42H31ZM85 43V42H84ZM116 43V42H115ZM137 43H138V41H137ZM11 44V43H10ZM13 44V43H12ZM11 44V45H12ZM21 44V43H20ZM27 44V43H26ZM35 44V43H34ZM33 44V46L32 47H35V45ZM42 44H41V46H42ZM88 44V43H87ZM90 44V43H89ZM109 44H110V41H109ZM120 44H121V42H120ZM2 44H0V46H1ZM25 45V44H24ZM23 45V47H25V48H27V45H25L24 46ZM32 45V44H31ZM39 45V44H38ZM86 45V44H85ZM92 45V44H91ZM90 45V46H91ZM96 45V44H95ZM18 46V45H17ZM110 46V45H109ZM3 47V46H2ZM9 47H10V45H9ZM12 47H13V45H12ZM31 47V46H30ZM32 47L31 48H27V49H31V50H33L32 49ZM37 48H38V46H36ZM35 47V48H36ZM88 47H89V45H88ZM92 47V46H91ZM118 47V48H117ZM1 48V47H0ZM4 48H8V47H3V49ZM25 48H24V50H25ZM36 48V49H37ZM85 48H87V47H85ZM15 48H13V50H14ZM18 49V48H17ZM36 49L35 50H33V51H36ZM43 49V48H42ZM92 49V48H91ZM105 49V48H104ZM9 50H11V48L9 49H7V51H9ZM12 50V51H13ZM16 50V49H15ZM40 50V49H39ZM44 50V49H43ZM19 51V50H18ZM85 51V52H84ZM2 52H5V49H4V51H2ZM2 52L0 53V55H1V57H0V84H1V82H2V84L3 83H7V81H9L10 79V77L8 78L9 80H7V78H5L4 76H6V74H7V72H8V70L7 69H9V67L8 66H10V64L9 65H7L8 63L7 62H5L6 60H5V57H6V55H4V53H3V55L5 56H3L2 55ZM16 52V51H15ZM19 52H21V51H19ZM28 52V51H27ZM9 53V52H8ZM12 53V52H11ZM17 53V52H16ZM24 53H25V51H24ZM31 51H30V53H29V55H30V57L34 54V52H33V54L31 55ZM6 54V53H5ZM14 54L15 53H13V56H14ZM8 55V54H7ZM16 55H18V54H15V56ZM22 55V54H21ZM24 55L26 56V57H28L27 56V53H25V54H23V56L22 57H24ZM34 56H36V54L34 55ZM8 57V56H7ZM21 57V56H20ZM19 57V55H18V58H20ZM22 57H21V60H22ZM101 57H102V55H101ZM2 58V59H1ZM11 58H14V57H11ZM15 58H17V57H15ZM25 58V57H24ZM97 58V57H96ZM26 59V58H25ZM24 59V60H25ZM27 59H30V58H27ZM5 60V61H4ZM18 60V59H17ZM20 60V59H19ZM34 60V61H33ZM88 60V59H87ZM10 62V61H9ZM15 64V63H14ZM17 64H20V63H17ZM13 65V64H12ZM21 65V64H20ZM85 65V66H84ZM37 66V67H36ZM13 67H17V66H13ZM12 67V68H13ZM38 68H41L40 69V71H38L37 72V69ZM16 69V68H15ZM17 69H18V67H17ZM17 69L16 70H12V72H14V74L15 73H18L17 72ZM10 72V71H9ZM8 72V73H9ZM37 72V73H36ZM55 72V71H54ZM61 72V71H60ZM66 72H65V74H66ZM19 73H20V71H19ZM18 73V74H19ZM62 73V72H61ZM69 73V72H68ZM21 74V73H20ZM54 74V73H53ZM55 74H56V72H55ZM63 74H64V71H63ZM70 74V73H69ZM8 75V74H7ZM13 75V74H12ZM11 74H10V76L11 77H14V76H17V74H15L14 76H12ZM70 75V76H71ZM112 75H115V78H112L113 76ZM54 76V75H53ZM53 76H52V78H53ZM68 76V75H67ZM8 77V76H7ZM18 77V79H19V76H17ZM24 77H25V74H24ZM27 77V76H26ZM63 77V76H62ZM15 78V77H14ZM22 79V78H21ZM60 80H61V78H59ZM58 79V80H59ZM12 80V79H11ZM13 81H14V79H13ZM19 81V80H18ZM25 81H26V78H25ZM53 81V80H52ZM51 81V82H52ZM17 82V81H16ZM55 83V82H54ZM53 83V84H54ZM8 84H9V82H8ZM13 84V83H12ZM22 84V83H21ZM23 84H24V82H23ZM50 84V83H49ZM82 84V85H81ZM56 85V84H55ZM55 85H54V88H58V87H55ZM71 85V86H70ZM3 86V85H2ZM51 86V85H50ZM62 86V85H61ZM69 86V87H68ZM115 86V85H114ZM5 87H6V85H5ZM76 87H74V88H76ZM1 88V87H0ZM12 88V87H11ZM78 88V87H77ZM83 88V89H84ZM95 88V87H94ZM97 88V89H98ZM109 88H111V87H109ZM2 89V88H1ZM9 89V88H8ZM15 89V88H14ZM20 89H22V88H20ZM51 89V91L53 90L52 88H50ZM89 89V88H88ZM91 89L93 90V87H91ZM104 89V88H103ZM13 90V89H12ZM16 90V89H15ZM19 90V89H18ZM25 90V91H26ZM55 91H56V89H54ZM61 90V89H60ZM76 90V89H75ZM80 90V89H79ZM91 90V91H92ZM111 90V89H110ZM14 91V90H13ZM48 91H49V88H48ZM73 92H74V90H72ZM87 91H89V90H87ZM107 91H108V89H107ZM4 92H5V90H4ZM15 92V91H14ZM18 92V91H17ZM28 92V94H30ZM68 92V91H67ZM84 92V91H83ZM93 92H94V90H93ZM97 92V91H96ZM103 92V91H102ZM105 92V91H104ZM103 92V93H104ZM25 93V92H24ZM26 93H27V91H26ZM33 93V92H32ZM48 93V92H47ZM46 93V94H47ZM53 93H56V92H53ZM81 93V92H80ZM80 93H78V94H80ZM108 93V92H107ZM3 94H5V93H3ZM2 94V95H3ZM15 94H17V96H19L20 94H22V93H20L19 95H18V93H15ZM28 94L26 95V96H28ZM50 94V93H49ZM48 94V95H49ZM60 94V93H59ZM99 94V93H98ZM109 94V93H108ZM110 94H112V93H110ZM32 95V94H31ZM40 95V94H39ZM53 95V94H52ZM56 95V94H55ZM61 95V94H60ZM72 95L74 96V93H72ZM83 96H84V94H82ZM88 95V94H87ZM94 95V94H93ZM13 96H15V95H13ZM16 96V97H17ZM24 96V95H23ZM42 96V95H41ZM40 96V97H41ZM44 96V95H43ZM56 96H58V95H56ZM64 96V95H63ZM79 96H81V95H79ZM92 95H90V97H91ZM33 97V96H32ZM31 97V98H32ZM38 97V96H37ZM40 97H38V98H40ZM52 97V96H51ZM54 97V96H53ZM61 97V96H60ZM67 97V96H66ZM85 97V96H84ZM87 97V96H86ZM89 97V98H90ZM98 97V96H97ZM21 98H23V97H21ZM20 98V99H21ZM36 98V97H35ZM43 98V97H42ZM49 98V97H48ZM68 98V97H67ZM71 98V97H70ZM78 98V97H77ZM16 99V98H15ZM28 99V98H27ZM76 99V98H75ZM99 99V98H98ZM101 99V98H100ZM18 101H19V99H17ZM33 100H35L34 99V97H33ZM36 100H38V99H36ZM46 100V99H45ZM48 101H49V99H47ZM60 100V99H59ZM73 100V99H72ZM91 100V99H90ZM96 100V99H95ZM13 101V100H12ZM22 101V100H21ZM23 101H25V102H27V100L25 99V100H23ZM39 101V100H38ZM44 101V100H43ZM51 101V100H50ZM63 101H64V99H63ZM69 101V100H68ZM40 102V101H39ZM86 102V101H85ZM23 103V102H22ZM28 103V102H27ZM30 103V102H29ZM43 103V102H42ZM92 103H93V101H92ZM94 103H96V101L94 102ZM126 103V102H125ZM14 104H17V103H14ZM25 104V103H24ZM38 104V103H37ZM36 104V105H37ZM44 104V103H43ZM47 104H49V103H47ZM53 104V103H52ZM86 104V103H85ZM83 102L80 104V108L77 110V112H79V114L75 117V118H68L71 122H70V126H69V131H67L68 133V138H69V145H68V148H67V151H64L65 153L67 152V158L65 159V163H64V165L62 166V168H63V171H62V181L64 182V183H67V188L68 187H71V186H76V185H78V187L80 188V186H82L81 187V189H78V190H80V191H84L85 193H87L88 195H90L91 196V198L94 196H98V194L97 195H95L96 194V192L98 193V190L101 188V189H103V192H104V190H106V192H107V195H106V203L108 204V207H107V209L105 210V212L104 213H107V212H110V211H112V210H114V208H116L126 197H128L129 195H131V194H133V193H136L137 191H139L140 189H142V188H144L145 186H147L149 183H150V179L148 180V181H145V180H140V178H142V176H144V174H140V172L141 171H143L142 169H144V168H146V165L148 166V168H147V172L148 173H151V168H152V164L151 163H148V162H145L144 160H142V158H140V157H134L129 151H128V142H127V137H126V135H125V137H123L122 138V140H121V142H119V140H118V142L120 143H116L117 141H113V139L110 137V134L108 133L107 134V136L106 137H104V139L103 140H99V138H97L95 135H96V129L98 128V127H92L91 128V130L88 128V127H85L82 123L80 124V117H82L81 115H84L85 114V112H84V105H85ZM97 104V103H96ZM95 104V105H96ZM101 104V103H100ZM18 105V104H17ZM33 105H34V103H33ZM35 105V106H36ZM46 105V104H45ZM50 105V104H49ZM55 105V104H54ZM69 105V104H68ZM76 105V104H75ZM98 105V104H97ZM15 106V105H14ZM64 106V105H63ZM73 106V105H72ZM90 106V105H89ZM101 105H99V109H101V107H100ZM19 107V106H18ZM29 107H31V106H29ZM56 107H58V106H56ZM74 107V106H73ZM88 107V106H87ZM93 107V106H92ZM5 108V107H4ZM4 108L2 109V110H4ZM33 108H35V112H36V109L41 113V114H43L45 117L48 115V113H50L47 109V106H44V105H40V103L36 106V107H33ZM67 108V107H66ZM78 108V107H77ZM7 109V108H6ZM53 109V108H52ZM59 109V108H58ZM63 109V108H62ZM85 109H86V107H85ZM89 109H90V107H89ZM89 109L86 111V113L88 114L90 111H89ZM95 109V108H94ZM94 109H93V111H94ZM19 110V109H18ZM24 110V109H23ZM60 110V109H59ZM71 110V109H70ZM76 110V109H75ZM90 110H92V108L90 109ZM98 110V109H97ZM118 110H120L119 111V114H117L118 115V118H120L119 119V127H120V129H121V131H123L124 132V134H125V131H124V128H123V123H122V116L124 115V110H125V107H123V108H121V109H118ZM25 111V110H24ZM72 111V110H71ZM89 111V112H88ZM93 111H92V113H93ZM96 111V110H95ZM15 112V111H14ZM19 111H17L16 110V113L17 114H19L18 113ZM52 113H53V111H51ZM99 112V111H98ZM15 113V114H16ZM34 112H32V114H33ZM59 113V112H58ZM72 113V112H71ZM75 113V112H74ZM91 113V112H90ZM89 113V114H90ZM5 114V113H4ZM7 114V113H6ZM16 114V115H17ZM30 114V113H29ZM35 114V113H34ZM40 114V115H41ZM68 114H70V113H68ZM86 114V115H87ZM109 114V113H108ZM8 115V114H7ZM7 115H5V117H7ZM38 115V114H37ZM39 115V117H37V118H33V117H30V116H28V122L30 123V125L31 126H35V125H37L38 124V122L42 119V116H40ZM56 115V114H55ZM48 116H50V115H48ZM52 116H54L53 114H52ZM70 116V115H69ZM89 116V115H88ZM87 116V117H88ZM90 116H92V115H90ZM109 116H110V114H109ZM4 117V116H3ZM8 117H9V115H8ZM13 117V116H12ZM15 117V116H14ZM20 117V116H19ZM22 117V116H21ZM24 117V116H23ZM25 117H26V115H25ZM96 117V116H95ZM94 117V119L96 120V118ZM54 118V117H53ZM56 118V117H55ZM54 118V119H55ZM67 118V117H66ZM91 118V117H90ZM112 118V117H111ZM2 119V118H1ZM15 119V118H14ZM17 119V118H16ZM25 119V118H24ZM44 119V118H43ZM63 119V118H62ZM85 119V118H84ZM92 119V118H91ZM4 120V119H3ZM2 120V121H3ZM13 120V119H12ZM18 120V119H17ZM19 120H20V122H21V119L19 118ZM18 120V121H19ZM46 120H47V118H46ZM83 120V119H82ZM95 120H93L92 119V121H95ZM98 120V119H97ZM1 121V120H0ZM17 121V122H18ZM43 121V120H42ZM55 121V120H54ZM63 121V120H62ZM85 120H83V122H84ZM89 121V120H88ZM99 121V120H98ZM16 122V123H17ZM50 122H51V120H50ZM85 122H87V121H85ZM84 122V123H85ZM115 122V121H114ZM117 122V121H116ZM1 123V122H0ZM4 123V122H3ZM13 123V122H12ZM22 123V122H21ZM25 123H27V122H25ZM89 123V122H88ZM87 123V124H88ZM90 123H91V121H90ZM20 124V123H19ZM24 124V123H23ZM92 124H95L94 122L92 123ZM100 124H101V122H100ZM3 125V124H2ZM1 125V126H2ZM14 125H16V124H14ZM27 124H25V126L24 125H22V126H24V127H28V126H26ZM89 125V124H88ZM91 125V124H90ZM96 125V124H95ZM111 125V124H110ZM64 126V125H63ZM62 126V127H63ZM68 126V125H67ZM66 126V127H67ZM5 128V127H4ZM16 128V127H15ZM18 128V127H17ZM21 128V127H20ZM29 128V127H28ZM34 128V127H33ZM14 129V128H13ZM19 129V128H18ZM55 129V128H54ZM64 129V128H63ZM66 129V128H65ZM2 130H4V129H2ZM1 130V131H2ZM26 130H29V129H26ZM26 130H23V131H25L26 132ZM36 130V129H35ZM39 130H41V129H39ZM47 130H49V128H48V126H47ZM101 130V129H100ZM109 130V129H108ZM18 131H20V130H18ZM21 132L22 134L23 133H25V132ZM30 131V130H29ZM37 131V130H36ZM59 131V130H58ZM112 131V130H111ZM11 132H13V131H11ZM28 132V131H27ZM53 132V131H52ZM60 132V131H59ZM1 133V132H0ZM17 133V132H16ZM20 133V132H19ZM55 133V132H54ZM61 133V132H60ZM98 133H99V131H98ZM56 134V133H55ZM29 135V134H28ZM34 135V134H33ZM43 135V134H42ZM41 135V136H42ZM51 135V134H50ZM53 135V134H52ZM56 135H58V134H56ZM120 135V134H119ZM21 136V135H20ZM39 136V135H38ZM37 135L36 136H33L32 138H31V140H32V143H36V142H38L40 139H39V137H38ZM62 136V135H61ZM115 136V135H114ZM121 136V135H120ZM2 137H3V135H2ZM9 137V136H8ZM7 137V138H8ZM14 137V136H13ZM22 137V136H21ZM27 137V136H26ZM30 137H31V135H30ZM44 137H46V136H44ZM65 137V136H64ZM16 138V137H15ZM49 138V137H48ZM56 138H58V137H56ZM55 139V138H54ZM62 139V138H61ZM66 139V138H65ZM125 139H126V141H125ZM2 140H4V139H2ZM1 140V141H2ZM12 140V139H11ZM10 140V141H11ZM28 140V139H27ZM44 140V139H43ZM52 140V139H51ZM116 140V139H115ZM6 141V140H5ZM46 141V140H45ZM49 141V140H48ZM46 142V143H49V142ZM56 141V140H55ZM61 141V140H60ZM63 141V140H62ZM14 142V141H13ZM29 142V141H28ZM44 142V141H43ZM67 143H68V141H66ZM8 143V142H7ZM16 143V142H15ZM32 143H31V145H32ZM61 143V142H60ZM62 144V143H61ZM119 144V145H118ZM26 145V144H25ZM34 145V144H33ZM50 145H51V143H50ZM1 146V145H0ZM14 146V145H13ZM17 146V145H16ZM15 146V147H16ZM27 146V145H26ZM37 146H38V144H37ZM9 147V146H8ZM18 147V146H17ZM23 147H24V145H23ZM35 147H36V145H35ZM35 147H34V149H35ZM54 147V146H53ZM63 147V146H62ZM0 148H2V146L0 147ZM20 148H22L21 146H20ZM56 148V147H55ZM61 148V147H60ZM59 148V149H60ZM23 149V148H22ZM27 149H29L28 148V146H27ZM38 149V148H37ZM4 150V149H3ZM9 150H10V148H9ZM19 150V149H18ZM14 151H15V149H14ZM20 151V150H19ZM26 151V153H27V150H25ZM25 151H23V152H25ZM33 151V150H32ZM38 151V150H37ZM50 151H53V150H50ZM10 152V151H9ZM11 152H12V150H11ZM10 152V153H11ZM17 152V151H16ZM35 152V151H34ZM28 152V154H30L31 155V153H33L30 157H28L29 159H26V160H28V163H27V165H26V167H25V170L27 169V168H30V167H43V159H44V157H46L45 155H46V152H47V148H46V145L43 143L42 144V148L38 151V152ZM63 152V151H62ZM120 152L121 153H123V154H121L120 155ZM12 153H14V152H12ZM56 153V152H55ZM61 153V152H60ZM18 154V153H17ZM54 154V153H53ZM52 154V155H53ZM64 154V153H63ZM62 154V155H63ZM23 156V155H22ZM24 158V157H23ZM48 158V157H47ZM53 158H55V156L53 157ZM56 158H58V156H56ZM55 158V159H56ZM60 158H62V157H60ZM45 160V159H44ZM51 160V159H50ZM62 160V159H61ZM19 161V160H18ZM54 161V160H53ZM63 161V160H62ZM26 162V161H25ZM45 162V161H44ZM46 162H48V161H46ZM45 162V163H46ZM52 162V161H51ZM55 162H58V160H56ZM23 164V163H22ZM25 164V163H24ZM46 167H47V165H46ZM59 167V166H58ZM51 168V167H50ZM49 169V168H48ZM61 169V168H60ZM24 170V169H23ZM45 171V170H44ZM50 171V170H49ZM60 171V172H61ZM56 172V171H55ZM54 173V172H53ZM53 173L51 174V175H53ZM102 174V176H103V178L100 180V181H98L97 179H98V175L99 174ZM144 173V172H143ZM21 174V173H20ZM23 174V173H22ZM24 174H25V171H24ZM56 175H60V174H56ZM101 176V177H102ZM24 177V176H23ZM52 177V176H51ZM56 178H58V176H56ZM60 178H61V176H60ZM145 178V177H144ZM138 179L140 180V181H138ZM146 179V178H145ZM59 181V180H58ZM24 182V181H23ZM113 183V184H112ZM62 184V183H61ZM22 185V184H21ZM20 185V186H21ZM65 185V184H64ZM78 187H76V188H78ZM64 188V187H63ZM21 189V188H20ZM23 189V190H22ZM21 190H22V194H21V196H22V198L20 199L21 200V204H19L20 206V208H22V207H24L26 210H27V213H29V211L31 212V215H33L34 216V220L37 222V225L35 226L36 227V229L38 230V231H42V232H44V237L42 238L43 240H44V242H46L47 240H48V238H49V230H48V228L44 225V223L42 222V220H40V219H38L36 216H35V214H34V212L31 210V207H30V205L27 203V200H26V198H25V192H24V184H23V188H22ZM72 190H73V188H71ZM63 191V190H62ZM65 191H67V190H65ZM61 192V191H60ZM67 192H74V191H67ZM101 192V191H100ZM100 192H99V194H100ZM106 192H105V194H106ZM61 196H62V203L64 204V205H62L63 206V211L64 212H66L69 216H72L73 214H74V216L75 215H77V217L79 218V217H82L84 214H83V212L84 211H82V209H81V207L79 206V203L77 204V203H75V201H76V199L74 200V199H68V197L66 196V194H65V192H61ZM103 194V193H102ZM83 195V194H82ZM76 196V195H75ZM74 196V197H75ZM100 196V195H99ZM72 197V196H71ZM94 198V199H91V201H92V208H91V206H90V208L88 209V215H89V221L87 222V223H85V225H90V224H93V223H95L99 218H100V216L102 215H98V214H96V211L99 209V208H102L100 205H101V203H102V200L101 199H97V198ZM100 198V197H99ZM78 201V200H77ZM18 202H19V200H18ZM69 202L71 203V210H69V211H72V214H71V212L69 213L65 208L67 207V204H69ZM103 204V203H102ZM17 207V206H16ZM70 207V206H69ZM19 208V209H20ZM8 209H11V206L8 208ZM23 209V208H22ZM105 209V208H104ZM26 210H25V213H26ZM4 211V210H3ZM8 211H10V210H7V212ZM11 211H13V210H11ZM19 211V210H18ZM17 211V212H18ZM99 211V210H98ZM97 211V212H98ZM6 213V212H5ZM9 213V212H8ZM19 213V212H18ZM24 213V212H23ZM1 215H2V213H1ZM3 215H4V213H3ZM6 215H8L7 213L5 214V216ZM11 215L12 216H14L13 215V213H11ZM16 215V214H15ZM22 215V214H21ZM26 215V214H25ZM103 216V215H102ZM19 217V216H18ZM76 217V216H75ZM84 217V216H83ZM3 218H4V216H3ZM7 218H8V216H7ZM11 218V217H10ZM9 218V219H10ZM78 218H76V219H74V221H80V219L79 220H77ZM1 220H2V218H0ZM7 220V219H6ZM19 222L21 223V221L19 220ZM3 223V222H2ZM2 223H0L1 225H2ZM16 225H17V223H16ZM21 225V224H20ZM19 225V226H20ZM6 226V225H5ZM8 226H10V225H8ZM13 226V225H12ZM18 225H17V228L19 227ZM11 227V226H10ZM24 227V226H23ZM6 229V228H5ZM11 229V228H10ZM25 229H27V228H25ZM6 231V230H5ZM12 232H14V231H12ZM15 233V232H14ZM38 233V232H37ZM41 233V232H40ZM40 235H42V234H40ZM9 236H11V231H8L7 233H6V235H5V237L4 236H2V237H4L3 239H5L6 240V237H9ZM2 237H1V240H3L2 239ZM24 240V239H23ZM29 241V240H28ZM1 242H3V241H1ZM1 244H3V243H1ZM0 244V245H1ZM2 246H4V245H2ZM7 247V246H6ZM5 246L3 247V250L2 251H0L1 253H0V264H17V262L18 261H13L14 260V258L12 259L11 257H9V258H7V256L6 257H3V254L8 250V248H6ZM1 249V248H0ZM20 250V249H19ZM14 251H15V249H14ZM17 251V250H16ZM20 253V252H19ZM46 253V252H45ZM48 256L46 257V260L42 263V264H49L50 263V248H49V246H48V241H47V253H46ZM16 259V258H15ZM23 259V258H22ZM20 261V260H19ZM23 262V261H22ZM31 262V261H30ZM21 264V263H20ZM24 264V263H23ZM28 264V263H27ZM31 264V263H30Z\"/></svg>", "mask_w": 264, "mask_h": 264}, {"label": "snow or ice", "instance_id": "snow-or-ice-1", "mask_svg": "<svg viewBox=\"0 0 264 264\" xmlns=\"http://www.w3.org/2000/svg\"><path fill=\"white\" fill-rule=\"evenodd\" d=\"M185 24L186 27L189 25V21L188 18L185 17ZM158 27H160V25L158 24ZM161 31H163V28H160ZM169 41H171L174 38V34H170L169 35ZM222 38V36H221ZM198 41H194L193 44L194 46L198 45ZM214 135L212 133H210V137ZM168 177V174L162 173L161 175V179L164 180ZM178 183V182H177ZM169 187L175 186V185H167ZM153 222H155V218H153ZM156 245H157V250L156 252L152 253L150 256H141V259H147L148 260V264H166L167 261H170L175 255L176 253L174 252V250H172L169 245L167 244V242L163 239V237H160L157 239L156 241Z\"/></svg>", "mask_w": 264, "mask_h": 264}]
</instances>
